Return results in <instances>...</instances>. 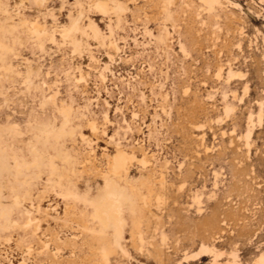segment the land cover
Instances as JSON below:
<instances>
[{"label":"rangeland","instance_id":"374dc122","mask_svg":"<svg viewBox=\"0 0 264 264\" xmlns=\"http://www.w3.org/2000/svg\"><path fill=\"white\" fill-rule=\"evenodd\" d=\"M37 1L0 0V40L9 49L0 52V126L21 132L0 129V264H232V252L238 264H251L264 254V2L221 0L209 29L194 0L166 7V0H120L128 10L118 21L88 11L90 0ZM79 3L80 26L94 20L105 45L84 37L89 51L72 53L81 33L64 40L60 30L77 18ZM29 22L53 31L54 41L34 37ZM165 30L167 47L157 41ZM110 40L118 52L106 48ZM215 44L228 53L219 63ZM227 62L244 74L237 89V82H215L208 69ZM27 63L39 71L24 83ZM3 64L13 72L4 74ZM244 86L249 96L239 102L231 90L241 96ZM259 102L263 122L245 148L246 119L255 118ZM224 104L233 107L230 118H223ZM62 105L71 111L59 113ZM117 147L139 151L138 158L141 150L148 162L132 161L113 176L108 159ZM65 187L87 193V202L62 197ZM153 195L163 200L159 208ZM103 197L118 208L121 248L114 246V227L101 233L93 218L90 200ZM24 209L37 224L24 225ZM202 243L213 244L217 255L182 261ZM55 246L62 248L56 256ZM103 248L111 251L107 260Z\"/></svg>","mask_w":264,"mask_h":264},{"label":"bare ground","instance_id":"6f19581e","mask_svg":"<svg viewBox=\"0 0 264 264\" xmlns=\"http://www.w3.org/2000/svg\"><path fill=\"white\" fill-rule=\"evenodd\" d=\"M169 1L170 0H166L164 7L167 6V4L169 3ZM194 1H196V3L198 4L197 7L200 8L201 12H203V14L207 15V18H208V27L210 29V27H212V19L215 17L216 20H219V17H218V15L216 13L217 12L216 9L221 5V0H194ZM261 1L264 2V0H261ZM37 2L42 3L43 0H39ZM229 2H230V4H234L236 7L237 6L239 7V5H240V4L238 5L237 3L232 2V1H229ZM234 5H232V6H234ZM82 6H83L82 4H80V3L78 4V7L80 8V11H79V13L77 15V18L72 19L70 27L69 28H66L65 26H62L61 27V30H60V35H61L62 39H64V40H66L69 37V34L71 32H72V34L81 33V36L82 37H81L80 40H73L72 41V48H73L72 53H80L81 46H84V48L86 50H88V45L89 44H88L87 40L82 39L84 37L87 39L88 37L91 36L93 39L97 40L100 43V45H105V43H104V36H102L100 34L99 27L95 23L94 20L87 18L88 19V23L85 26H80L82 19L85 17V14L82 11V9H83ZM86 7L88 8V11H92L93 10L94 12H96L98 15H101V16H107L108 14H113L115 16V18H116L117 21L119 20L120 16L123 15V14H125V12L128 10L127 7H123V2H121L120 0H90V1H88ZM2 14L3 15H7L8 14V11L3 9ZM167 16H168V13H167ZM200 22H201V26H202V24H206V22L203 19H201ZM29 23H30V25H28V26H30V32H32L34 34V37H35V35H36L37 39H40L41 37H46L51 42L54 41L53 31L49 32V31L46 30V28H44V27L41 28L40 25H37L38 24L37 22H36L37 24L31 23V22H29ZM226 23L229 24V22H226ZM22 25H25V23L22 24ZM24 27H26V30L27 31L29 30L27 28V26H24ZM1 28H2V26L0 25V29ZM14 28H15V26L13 24H9L8 25V29H14ZM213 30H216V31H212L211 32V33H214L213 40H216L217 41L220 35H218V34L215 35V33L216 32H221V28H220V26H215L213 28ZM201 31H202V29H201ZM200 32H198V33H200ZM109 34H110V36H112V30L110 29V27H109ZM239 34H242V33L240 32ZM167 36H168V32L165 30L164 36L157 38V41L160 43V45H162L164 47H167V44H166ZM18 40L20 41L21 39L19 38ZM216 45H218L217 46L218 47L217 48L218 50L215 53V56H216L217 53L218 54L220 53V59L218 60V63H219V62L222 61V58L223 57H225V56L228 55V53L226 52V54H224L223 52H221L222 51V48H225L226 47L225 44H221V45L215 44L214 47H216ZM39 47H40V49H42V47H43L42 44H40ZM107 47L110 48V49H112L113 51H115L114 53H116V52L119 51L118 50L119 48L117 47L115 41L110 40L106 44V48ZM238 49H241L240 48V45H238ZM8 50H9L8 47L2 42V40H0V52H2V51H8ZM181 51L183 52V49H181L180 52ZM183 53L185 54V52H183ZM108 56H109L110 61H112V57H111V55L109 53H108ZM186 58H188V57L186 56ZM89 59L92 62L94 61V58H93V56L91 54H89ZM118 60H119V58H118ZM226 65H227V67H225V68H224L223 64H217L216 66H214L215 68L213 66H210L209 65L208 69H209L211 75H212V72L215 70L213 72V76H214V81L215 82H219V83H222V84H224V82H225V84H233V83L236 84V82H237L236 87H235L237 89V86L240 85L239 82L240 81H243L245 79L244 74H242V73H240L238 71H234L233 70V66H232V64L230 62H227ZM12 68L13 67L10 66V65L3 64L1 69H2V71H3L4 74H8V73L13 72L11 70ZM104 69H107V65H104L103 70ZM32 70L33 71H37V73H38L39 68L36 66L33 69V66H31L29 63H27V65H26V72L24 73L25 76H26L24 78L25 79L24 80V83L25 82H27V83L30 82V80L28 78V75L31 73ZM224 70H227V75H226L225 78L223 77ZM16 74H18V73H16ZM100 76H101V78H103L101 74H100ZM134 76L136 77V75H134ZM82 79H83V76L80 75L79 78L74 79V80H76V82H80ZM179 86H181V85L179 84ZM236 89L235 90H231L232 97L233 98H237V100L239 102H244L245 99L249 96V89H248V87L247 86H244L243 87V90L241 92V96H237V97H236ZM182 90H183V93H185L186 89L183 88ZM187 90H188V88H187ZM216 91H218V90H216ZM186 92H188V91H186ZM1 94L2 93L0 92V95ZM213 94H214V92H212V91L209 92V98H212L213 97ZM182 95H184V94H182ZM54 96H55V94L49 96L48 98L43 97V99H44L43 102L45 103L47 101H53ZM184 96H186V94ZM225 96H226L225 93L222 92V98L223 99H225ZM160 109H162V108H160ZM58 111L61 114H66V113L68 114V111H71V110H70V106L62 105L61 108L58 109ZM232 113H233V107H229L226 104H224L223 105V114H224L223 118L224 119L225 118H230ZM135 116H136V114L134 113L133 114V117H135ZM262 116H263L262 103L259 102V111L256 114L255 118L253 117L252 114H249L248 117H247V119H246V126H245L246 127V131H245L244 135L242 136L243 137V140H244V143H245L244 146H247L245 148H249V140H250V136H251L253 130L256 128V126H260L262 124V122H263ZM218 119H219V117H218ZM218 119H215V120H218ZM222 121H224V120H222ZM104 123H109V119H108L107 113L104 116ZM87 124H88V127L91 130V132H94V131H96L98 129L97 123L95 122L94 119H91L90 121H88ZM196 127L199 128L198 125H196ZM126 128L128 130H130L129 125H127ZM193 128H195V127H193ZM0 129L10 130V131H12L14 133L15 136H18V135L21 134V132L17 131L16 125L7 124L4 127L3 126H0ZM195 129H197V128H195ZM70 133H72V132H70ZM224 134L226 135V133H224ZM201 139H202V137H201ZM138 153H139V151L136 152L133 149L129 150V153H128L124 149L117 147L115 149L114 153L112 155H110L109 156V159H108L109 172L111 173V175H113V176H119L120 177L121 176V173H126L128 171L129 164L132 161H136V162L140 163L141 166L142 165L144 166L148 162L147 161V158H146V156L143 153H141V150H140V154H139V157L140 158H138L136 156V154H138ZM58 185H60V183H58ZM60 195L62 197L72 196L75 200H79V201L82 200V201L87 202L86 201L87 193H85L83 195H78L77 193L72 192L70 189H68L66 187L63 188L62 191H60ZM152 197L155 200V204H156L157 208H159L158 206L161 204V201H163V200H161V197L159 195L158 196L157 195H153ZM145 198H147V196H143L142 197L143 203H146L147 202ZM13 204H14L15 207H17V208L19 207L20 201H19V199H18L17 196L14 197ZM90 206H92L94 208L93 218L101 226V229L102 230H100V232L101 233H104V229L108 228L109 226H113L114 227V230H113V243H114V246L121 248V243H120V239H121L120 215H119V212L117 210L118 208L115 205V203L111 199H108L106 197H103V198H100V199H92V200H90ZM36 207H38V206H36ZM24 211H25V216H26V221H25L24 225L26 227L30 226L33 223L38 222V221H36L35 219H33L30 216V211L28 209H24ZM11 226L12 227L15 226V223L12 222V221H9L8 222V227L10 228ZM139 240L142 241V239H141L140 236H139ZM211 243L208 244V245H206V243H202L201 246H200L199 251L197 250L198 252H196L194 254H187V255H185V257L182 258L183 259L182 261H184V262L190 261V263H191V261L193 262L198 256H200L203 253L206 254V252H210V253L212 252V254L217 255L218 252H217L216 248L213 246V244L211 245ZM43 246H44V248H46L48 246V244L44 243ZM61 249L62 248H59L58 246H55L52 249V250H54L53 254L56 256L57 255V252L60 251ZM123 252H125V251H123ZM110 253H111L110 250L108 251L105 248L102 249V254H103V257L105 258V260L108 259ZM230 256H231V259H232V262H230V263L236 264L237 263V260H236L237 255L234 252H232L230 254ZM216 257H219V256H216ZM201 259H202V257H201ZM216 259H218V258H216ZM251 264H264V254H261V256L258 257L257 259H255Z\"/></svg>","mask_w":264,"mask_h":264}]
</instances>
